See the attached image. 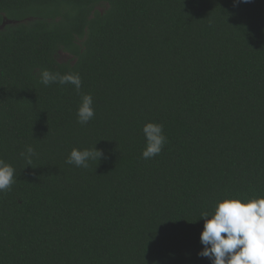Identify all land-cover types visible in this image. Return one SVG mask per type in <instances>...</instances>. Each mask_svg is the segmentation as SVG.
I'll return each mask as SVG.
<instances>
[{"label":"trees","instance_id":"trees-1","mask_svg":"<svg viewBox=\"0 0 264 264\" xmlns=\"http://www.w3.org/2000/svg\"><path fill=\"white\" fill-rule=\"evenodd\" d=\"M0 159V264H211L202 213L264 197V0H0Z\"/></svg>","mask_w":264,"mask_h":264},{"label":"clouds","instance_id":"clouds-1","mask_svg":"<svg viewBox=\"0 0 264 264\" xmlns=\"http://www.w3.org/2000/svg\"><path fill=\"white\" fill-rule=\"evenodd\" d=\"M249 3L250 0H236ZM41 83L45 86L59 83L71 84L79 93L81 78L78 73H51L43 70ZM77 122L87 124L95 115L93 99L90 94H82L77 108ZM142 132L145 138L144 159L158 155L167 138L163 125L148 122ZM27 165L31 166L36 156L35 149L28 145L20 153ZM102 152L95 146L92 149L73 148L66 163L76 167L87 168L90 160H100ZM15 169L0 159V192L7 191L15 183ZM204 227L200 234L204 246L199 253L210 260L211 264H264V197L261 198H224L217 200L214 210L201 215Z\"/></svg>","mask_w":264,"mask_h":264},{"label":"rangeland","instance_id":"rangeland-1","mask_svg":"<svg viewBox=\"0 0 264 264\" xmlns=\"http://www.w3.org/2000/svg\"><path fill=\"white\" fill-rule=\"evenodd\" d=\"M62 56L66 57V56H68V54H66V53H63V54H62Z\"/></svg>","mask_w":264,"mask_h":264}]
</instances>
